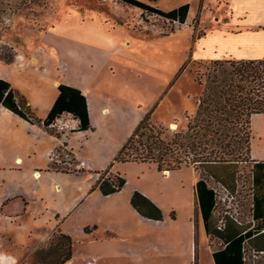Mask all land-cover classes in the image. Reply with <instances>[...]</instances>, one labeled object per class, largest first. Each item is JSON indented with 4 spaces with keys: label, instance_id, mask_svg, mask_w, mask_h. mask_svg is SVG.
<instances>
[{
    "label": "rangeland",
    "instance_id": "374dc122",
    "mask_svg": "<svg viewBox=\"0 0 264 264\" xmlns=\"http://www.w3.org/2000/svg\"><path fill=\"white\" fill-rule=\"evenodd\" d=\"M141 1L161 10L187 3L189 11L184 22L178 24L157 14L143 12L140 15L139 9L115 0H0V61L4 62L9 57L13 59L17 54L27 62L37 63L38 60L40 67L48 71L57 67L63 78L84 73L97 82L105 98H111V106L125 110L119 136L125 135L128 126L125 127L124 120L129 122L135 106H138V110L150 111L147 123L163 129L159 137L166 140L174 132L185 129L201 91L195 77L206 71L211 60L235 59L221 54L234 50L244 53L248 46L264 53L260 35L251 42L250 31L247 30L255 25L257 18L254 13L260 9L263 0ZM234 25L238 32L230 33L229 29ZM52 50L53 60L43 57V53L51 54ZM213 55L221 56L210 57ZM37 70L18 72L13 76L22 79L27 74H43L41 68ZM60 117L65 119V115ZM169 120H175L176 128L165 125ZM259 128L264 135V115L261 114L254 115L251 126L249 121V148L253 157L262 159L264 136L260 135L258 140ZM91 132L93 134L89 138L93 140L102 133L99 125L94 126ZM149 132L147 128H140L121 158L140 162L146 153L144 146L149 142L146 139ZM69 134L71 132L64 138L66 147L79 159L77 146L86 140L82 149L84 154L89 138L81 133L69 140ZM82 156L83 159L86 157ZM239 156L240 160L234 165L232 192L195 169L192 163L182 162L167 174L156 171L155 163L148 159L144 163H125L119 168L131 182L136 180L141 187L159 192L160 203L172 206L177 218L175 225L182 226L183 231L190 219L191 186L199 176L215 193L212 209L215 225L222 228L231 220L234 225L242 227L253 223L249 214L252 162L243 147ZM195 219L198 264H213L209 250L218 248L219 241L203 234L198 214ZM160 241H163L161 237ZM163 245L158 243V248ZM80 246H73L71 264H86L77 254ZM243 250L250 253L253 249L243 244ZM191 256L190 250L181 264H191ZM37 257L33 253L30 259L19 264H38ZM121 260L107 255L91 259L90 263L122 264ZM260 264L263 263L260 261Z\"/></svg>",
    "mask_w": 264,
    "mask_h": 264
},
{
    "label": "crops",
    "instance_id": "0c3cea01",
    "mask_svg": "<svg viewBox=\"0 0 264 264\" xmlns=\"http://www.w3.org/2000/svg\"><path fill=\"white\" fill-rule=\"evenodd\" d=\"M228 13L230 17L231 12ZM254 16L257 18L255 25L247 29L251 42L259 35L260 41L264 42V0ZM229 32H238L237 26L234 25ZM245 49L244 53L234 50L221 55L235 59L264 58V53H258L252 46ZM18 56L14 55L9 63L0 61V79L8 82L24 99L34 121L22 118L0 104V264H19L30 259L55 230L70 238L71 255L62 264H71L75 244L81 245L77 254L86 264L91 259L107 255L121 258L122 264H181L190 250L192 255L195 179L191 186L190 219L183 231L182 226L175 225L177 218L172 206L160 203L159 192L141 187L136 180L131 182L119 168L125 163L144 162L113 161L147 111L138 110V106H135L133 117L129 118V122L124 120L125 127L128 126L125 135L119 136L125 110L111 106V98L101 94L94 79L84 73L63 78L57 67L48 71L40 67L38 60L32 63ZM52 56L53 50L51 54L43 53V57L50 60H53ZM37 68H41L43 74H27L22 79L13 76L18 72L38 71ZM58 84L78 89L85 101L89 127L78 130L75 129L76 120H66L74 127L69 140L81 133L88 139L93 134L92 128L97 125L102 132L96 137L97 141L92 138L87 140L84 154L82 149L86 140L79 143L76 156L83 161L84 167L72 172L52 167L45 158L46 151L56 146L57 141L45 129L42 121L57 94ZM62 115L67 116L66 113ZM254 115L257 114L250 115V126ZM174 121L169 120L165 125H176ZM260 135L264 136L259 128V141ZM81 154L86 157L83 159ZM248 156L250 160L264 161V158L253 157L250 148ZM105 170L117 172L124 178L119 190L106 195L100 193L96 186L97 174ZM159 172L167 174L169 171ZM133 191L152 202L160 210L161 219L138 214L129 203ZM198 218L200 220L199 215ZM160 237L163 241H160ZM158 243H164L163 247L158 248ZM145 260L148 262L145 263Z\"/></svg>",
    "mask_w": 264,
    "mask_h": 264
},
{
    "label": "trees",
    "instance_id": "16d2710c",
    "mask_svg": "<svg viewBox=\"0 0 264 264\" xmlns=\"http://www.w3.org/2000/svg\"><path fill=\"white\" fill-rule=\"evenodd\" d=\"M115 1L139 9L140 15L143 12L157 14L178 24L184 22L188 13L187 3L161 10L141 0ZM11 61L12 58L9 57L4 62ZM200 76L203 78L200 79ZM200 76H196L195 81L201 86V91L196 98L195 110L187 119L183 131L174 132L166 140L160 138L159 134L163 129L147 123L150 117L148 111L121 145L113 161H127L121 158V154L129 147L138 130L147 128L150 131L146 136L149 142L144 146L146 153L139 159L140 162H147L146 159L154 162L157 171L177 169L182 162L192 163L195 169L232 192L235 182L234 165L240 160L242 147L249 159L250 115L264 114V58L213 59ZM56 89L57 94L42 121L43 126L54 117L68 113L77 121L75 129L88 128L84 96L80 91L65 84H58ZM0 104L24 119L34 121L24 99L2 79ZM250 161L251 225L240 227L228 220L222 228L216 226L212 221L215 193L202 177L195 179L191 264H197V214L204 235L219 241V247L211 250L214 264H244L243 244L256 251L264 250V161ZM123 184L124 178L117 172H109L105 177L99 176L96 181L98 190L104 195L119 190ZM129 203L141 216L161 219L160 210L139 192H132ZM34 253L38 256V264H62L71 255L70 238L55 230L44 246Z\"/></svg>",
    "mask_w": 264,
    "mask_h": 264
},
{
    "label": "built area",
    "instance_id": "2783aa9c",
    "mask_svg": "<svg viewBox=\"0 0 264 264\" xmlns=\"http://www.w3.org/2000/svg\"><path fill=\"white\" fill-rule=\"evenodd\" d=\"M60 114L57 117L46 122L45 129L50 132L57 140V145L49 148L45 153L47 162L55 168H60L64 171L72 172L82 169L84 163L82 160L77 159L70 148L66 147L64 138L68 133L74 130L66 120H76L70 114L66 113L67 117L62 119ZM103 176L108 175L109 171L105 170ZM242 259L244 264H264V250H251L250 253L244 252L242 249ZM247 260V262H246Z\"/></svg>",
    "mask_w": 264,
    "mask_h": 264
},
{
    "label": "bare ground",
    "instance_id": "6f19581e",
    "mask_svg": "<svg viewBox=\"0 0 264 264\" xmlns=\"http://www.w3.org/2000/svg\"><path fill=\"white\" fill-rule=\"evenodd\" d=\"M171 128H176V125L174 123H172Z\"/></svg>",
    "mask_w": 264,
    "mask_h": 264
}]
</instances>
